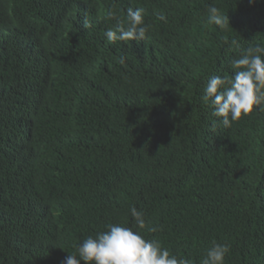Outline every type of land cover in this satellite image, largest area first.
<instances>
[{"label": "trees", "instance_id": "obj_1", "mask_svg": "<svg viewBox=\"0 0 264 264\" xmlns=\"http://www.w3.org/2000/svg\"><path fill=\"white\" fill-rule=\"evenodd\" d=\"M129 7L145 39L109 43ZM257 44L264 0H0V264H62L110 223L191 264L213 242L264 264V111L222 128L202 100Z\"/></svg>", "mask_w": 264, "mask_h": 264}, {"label": "clouds", "instance_id": "obj_2", "mask_svg": "<svg viewBox=\"0 0 264 264\" xmlns=\"http://www.w3.org/2000/svg\"><path fill=\"white\" fill-rule=\"evenodd\" d=\"M207 20L224 30L229 22L227 16L214 5L208 7ZM108 17L116 20L114 28H109L104 35L109 43L117 41H141L149 31L145 24L144 9L140 7L127 9L126 19L119 18L113 11ZM158 19L167 23L165 14H158ZM85 27L90 24L85 21ZM236 44V41H232ZM119 63L123 64L124 57ZM232 75H212L208 78L202 100L213 109V116L219 118V126L231 127L232 123L248 116L254 109L264 111V44L249 46L242 50L238 57L229 61ZM131 216L136 229L146 225L145 215L132 207ZM156 227L148 231L156 232ZM230 252L227 243L213 242L207 248L200 264H225ZM191 264L189 259L178 257L163 247L157 240L145 239L133 227L119 223H110L106 230L97 232L95 236H87L76 246V253L68 255L62 264Z\"/></svg>", "mask_w": 264, "mask_h": 264}]
</instances>
